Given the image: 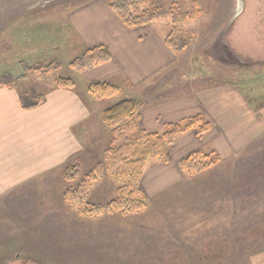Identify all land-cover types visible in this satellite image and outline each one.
Masks as SVG:
<instances>
[{
	"label": "rangeland",
	"instance_id": "374dc122",
	"mask_svg": "<svg viewBox=\"0 0 264 264\" xmlns=\"http://www.w3.org/2000/svg\"><path fill=\"white\" fill-rule=\"evenodd\" d=\"M86 1L92 0H0V77L25 75L17 86L20 94L40 96L57 80L72 79L85 97L86 82L70 64L86 50L69 31L67 16ZM197 1L199 18L177 26L193 38L192 45L149 90L179 93L187 83L197 88L231 83L264 105V0ZM149 6L195 11L188 0H149ZM155 25L166 36L174 27L170 20ZM57 64L60 68L47 76L25 69ZM119 97L98 100L105 134L93 148L96 165L78 169L76 181L59 175L0 192V264H250L264 251V136L234 160L218 162L155 203L147 202L140 213L82 215L88 204L105 206L118 197L120 184L105 167L113 134L101 115ZM100 163L104 174L83 205L72 206L66 192Z\"/></svg>",
	"mask_w": 264,
	"mask_h": 264
},
{
	"label": "crops",
	"instance_id": "0c3cea01",
	"mask_svg": "<svg viewBox=\"0 0 264 264\" xmlns=\"http://www.w3.org/2000/svg\"><path fill=\"white\" fill-rule=\"evenodd\" d=\"M67 19L68 29L83 51L103 46L112 60L77 72V79L86 82L85 97L75 87L55 86L44 95L41 106L25 110L17 88H0V192L20 191L39 179L59 175L64 179L70 165L79 170L96 165L93 148L106 129L99 119L98 99L88 91L92 83L117 86L121 91L118 102L127 98L139 102L138 126L143 131L161 133L169 125L197 117L211 123L202 136L197 129L180 135L169 147L167 161L147 164L140 186L150 203L185 183L188 176L180 162L190 154H214L224 164L264 136V105L253 103L238 85L197 88L187 83L184 91L174 93L171 88L165 94L160 88L149 90L178 64L179 54L185 53L172 51L155 23L129 28L104 0L86 1ZM250 262L264 264V251L254 254Z\"/></svg>",
	"mask_w": 264,
	"mask_h": 264
},
{
	"label": "trees",
	"instance_id": "16d2710c",
	"mask_svg": "<svg viewBox=\"0 0 264 264\" xmlns=\"http://www.w3.org/2000/svg\"><path fill=\"white\" fill-rule=\"evenodd\" d=\"M194 5L192 13H181L175 7L164 9L150 7L149 0H108L110 9L129 28L151 25L156 22L170 20L174 26L166 37V45L174 52L181 53L188 50L193 43V38L182 33L177 28L179 24L194 21L200 16V5L197 0H188ZM112 55L103 46L91 48L84 52L70 67L76 72H86L95 67L109 63ZM56 66H25L28 73L47 76L58 70ZM26 76L15 77L8 73L0 77V88L16 89ZM76 83L72 79H59L56 87L60 89H74ZM89 93L98 100L113 99L120 94V89L110 83H92L88 87ZM246 96L247 92L242 90ZM45 101L44 96L35 91L21 94L20 102L25 110H33ZM139 102L127 98L103 113L105 125L112 130L113 140L111 147L105 153V167L112 178L120 184L118 197L108 205H87L83 216H101L105 213L121 212L135 214L147 208V199L141 189V180L147 164L152 160L167 161L168 149L175 140L186 132L197 129L202 136L211 129V123L202 117L190 119L182 123L169 125L161 133H149L138 126ZM220 160L214 154H205L196 151L180 162V167L188 177H195L216 165ZM104 166L98 164L88 173L85 180L74 190L66 192L65 199L72 206L79 208L85 202L93 183L97 182L104 174ZM79 170L76 165H70L64 173V180L72 183L77 180Z\"/></svg>",
	"mask_w": 264,
	"mask_h": 264
}]
</instances>
